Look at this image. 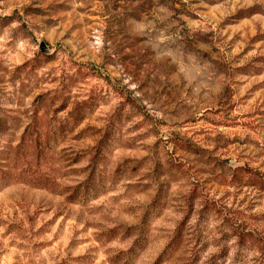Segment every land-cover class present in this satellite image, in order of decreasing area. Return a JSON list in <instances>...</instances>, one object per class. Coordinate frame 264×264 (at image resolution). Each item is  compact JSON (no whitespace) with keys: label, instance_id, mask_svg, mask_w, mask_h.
<instances>
[{"label":"rangeland","instance_id":"rangeland-1","mask_svg":"<svg viewBox=\"0 0 264 264\" xmlns=\"http://www.w3.org/2000/svg\"><path fill=\"white\" fill-rule=\"evenodd\" d=\"M1 176L0 264H264V0H0Z\"/></svg>","mask_w":264,"mask_h":264},{"label":"trees","instance_id":"trees-1","mask_svg":"<svg viewBox=\"0 0 264 264\" xmlns=\"http://www.w3.org/2000/svg\"><path fill=\"white\" fill-rule=\"evenodd\" d=\"M8 181H9V180L6 179L5 176H1V177H0V185H1L2 187L7 186L8 183H9ZM41 185L44 186V187H49V185H51V184H48V182H47V183H44V184H41Z\"/></svg>","mask_w":264,"mask_h":264},{"label":"water","instance_id":"water-1","mask_svg":"<svg viewBox=\"0 0 264 264\" xmlns=\"http://www.w3.org/2000/svg\"><path fill=\"white\" fill-rule=\"evenodd\" d=\"M40 48H41V50H43L44 52H48V51H49L48 46H47L46 43H44V42H42V43L40 44Z\"/></svg>","mask_w":264,"mask_h":264}]
</instances>
